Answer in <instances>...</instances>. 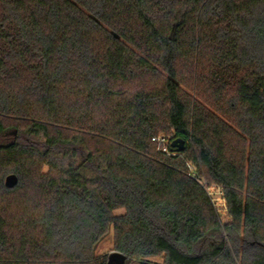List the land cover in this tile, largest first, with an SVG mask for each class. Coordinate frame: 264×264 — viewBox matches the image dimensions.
<instances>
[{
    "label": "trees",
    "instance_id": "obj_1",
    "mask_svg": "<svg viewBox=\"0 0 264 264\" xmlns=\"http://www.w3.org/2000/svg\"><path fill=\"white\" fill-rule=\"evenodd\" d=\"M111 229L124 264H264V0H0V264H111Z\"/></svg>",
    "mask_w": 264,
    "mask_h": 264
},
{
    "label": "rangeland",
    "instance_id": "obj_2",
    "mask_svg": "<svg viewBox=\"0 0 264 264\" xmlns=\"http://www.w3.org/2000/svg\"><path fill=\"white\" fill-rule=\"evenodd\" d=\"M176 54V49L172 48L171 46L167 47L165 55L163 56V69L165 73H169L171 70V62ZM212 196L214 201L219 207L220 214L223 220L226 219V212L224 210V201L222 198V192L219 188H212L211 190ZM125 212L124 209L116 210V214H123ZM116 252L115 249V233L114 230L111 229L107 236L101 241L97 248V254L101 257L108 256L110 253ZM156 261L162 263L163 258L159 257L155 259Z\"/></svg>",
    "mask_w": 264,
    "mask_h": 264
},
{
    "label": "water",
    "instance_id": "obj_3",
    "mask_svg": "<svg viewBox=\"0 0 264 264\" xmlns=\"http://www.w3.org/2000/svg\"><path fill=\"white\" fill-rule=\"evenodd\" d=\"M173 147L175 148L176 151L180 152L183 151L185 149V141L183 139H176L173 143H172ZM17 181L16 176L14 175H10L9 177H7V185H14L15 182ZM113 254H111V264H124L127 256L122 253V252H112Z\"/></svg>",
    "mask_w": 264,
    "mask_h": 264
},
{
    "label": "built area",
    "instance_id": "obj_4",
    "mask_svg": "<svg viewBox=\"0 0 264 264\" xmlns=\"http://www.w3.org/2000/svg\"><path fill=\"white\" fill-rule=\"evenodd\" d=\"M153 139L156 140L155 137ZM158 140L160 142H166V139L164 137H159ZM193 176H194L195 179H197L206 188L207 192L209 193V195L212 198V201L216 204V202L214 201V198L212 196L211 190H212V188H219L221 190V187L220 186H210L205 180L200 179L197 175L194 174Z\"/></svg>",
    "mask_w": 264,
    "mask_h": 264
}]
</instances>
